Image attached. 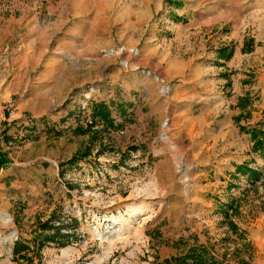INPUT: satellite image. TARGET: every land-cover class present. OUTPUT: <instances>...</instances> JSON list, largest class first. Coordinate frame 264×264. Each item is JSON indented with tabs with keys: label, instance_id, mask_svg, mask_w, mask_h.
Returning <instances> with one entry per match:
<instances>
[{
	"label": "rangeland",
	"instance_id": "rangeland-1",
	"mask_svg": "<svg viewBox=\"0 0 264 264\" xmlns=\"http://www.w3.org/2000/svg\"><path fill=\"white\" fill-rule=\"evenodd\" d=\"M73 25L81 37L64 34ZM233 49L225 78L216 57ZM256 74L264 0H0V264H149L193 241L219 264H264L250 136L264 140V104L233 89ZM241 162L260 172L253 185ZM230 199L234 228L219 210ZM45 218L72 239L12 257Z\"/></svg>",
	"mask_w": 264,
	"mask_h": 264
},
{
	"label": "trees",
	"instance_id": "trees-1",
	"mask_svg": "<svg viewBox=\"0 0 264 264\" xmlns=\"http://www.w3.org/2000/svg\"><path fill=\"white\" fill-rule=\"evenodd\" d=\"M101 107V106H100ZM102 108V107H101ZM101 116H105L104 111L100 110ZM76 132H82L81 127L75 126ZM251 150H257L259 153L264 154V140L262 137H256L255 133L251 130ZM88 152V148L72 153L65 159L64 164L72 163L76 161L77 158L84 157ZM7 162L6 155L3 151L0 150V167ZM61 164V163H60ZM237 170L245 174L247 181L250 185H253L255 180L259 178L260 172L257 169L247 165L245 162H241L237 166ZM237 200H229L224 203H220L219 210L222 214V221L226 222L231 228L235 227V223L229 219L230 213L236 210ZM20 208V207H19ZM229 210V211H228ZM72 221V220H71ZM74 221V220H73ZM57 224H60L59 222ZM56 226V227H55ZM59 225H55L51 222L49 218L42 220H37L34 228V233L30 237V242H25L20 239H14L11 247L12 257L15 256L17 259H22L25 263H30L32 258L31 254L35 252L38 254V251L42 245L46 242H53L57 246L65 245L72 239L74 236L73 231L62 232L60 231ZM48 229V231H46ZM213 244L206 242L193 241L187 244L183 249L177 250L169 254L168 256L162 258L159 261H151L149 264H219L222 260L213 254ZM30 252V253H27ZM38 261V260H37ZM35 264H38V262Z\"/></svg>",
	"mask_w": 264,
	"mask_h": 264
},
{
	"label": "crops",
	"instance_id": "crops-1",
	"mask_svg": "<svg viewBox=\"0 0 264 264\" xmlns=\"http://www.w3.org/2000/svg\"><path fill=\"white\" fill-rule=\"evenodd\" d=\"M64 34H68V35H70V36H74L75 38L76 37H81V34H82V31H81V27L79 26V25H73V27H71L67 32H64ZM67 35V36H68ZM255 36V34L253 35V37ZM247 37V36H246ZM72 37H70V39H71ZM227 39H228V37H227ZM226 39V40H227ZM223 40H224V38H223ZM257 40H259V37L256 35L254 38H253V44H252V46H251V50L249 51V52H256V47H257V45H256V43L258 42ZM220 45L223 47V46H226V49H227V47H229L228 45L229 44H227V41H222L221 43H220ZM220 45L219 46H216V47H220ZM70 46L71 45H69V48H70ZM226 51V50H225ZM68 52V54L69 53H71V51H67ZM217 54V53H216ZM220 55V54H219ZM69 56H71V54H69ZM214 56V55H213ZM211 57V60H213L214 59V57ZM220 56H222L223 58H219L218 56L216 57V60H218V61H221V63H220V65L221 66H219L220 68H218L219 69V71H220V74H222L225 78H229L230 77V75H231V71H238V69H233V68H231L230 66H231V64L233 63L232 61H234V58L237 56V54H236V51L233 49V52H232V55H230V56H224L223 54L222 55H220ZM65 58H68L67 56L65 57L64 55H60V56H57L56 57V59H54L53 57H52V59L49 61V63H48V65L47 66H50V67H52L53 68V66H54V64L55 65H58L57 64V62L58 61H60V62H63V60L65 59ZM74 58L76 59L77 58V55L76 56H74ZM53 59L54 60H57V61H53ZM68 59H70V58H68ZM231 60V61H230ZM261 60L262 59H260V57H259V63L261 62ZM240 64V63H239ZM61 68H65V65H62V66H60ZM67 68H69V69H72V70H76L77 69V65H72L71 63L67 66ZM245 70H248V69H245ZM62 73H64V71L62 72ZM223 81H224V79H223ZM244 81H249V80H247V79H244V78H240V79H238V77H237V79H235V81L233 82L234 84H233V89L236 91L237 89V87H238V85L239 84H241L242 86H243V90L246 92L245 94H246V96H248V95H250V93H251V88H253V90L252 91H255V90H257V92L259 93V97H258V99H259V105H260V107H259V111H261L262 110V107H263V104H264V74H256L255 76H254V81H253V84H250L249 82H247V83H244ZM242 82V83H241ZM233 90V91H234ZM249 97V96H248ZM232 102H234L235 103V100H233ZM226 103H231V100H227L226 101ZM238 103H252V100H248V99H246V100H241V101H239ZM261 103V104H260Z\"/></svg>",
	"mask_w": 264,
	"mask_h": 264
},
{
	"label": "built area",
	"instance_id": "built-area-1",
	"mask_svg": "<svg viewBox=\"0 0 264 264\" xmlns=\"http://www.w3.org/2000/svg\"><path fill=\"white\" fill-rule=\"evenodd\" d=\"M10 112H12V111H10Z\"/></svg>",
	"mask_w": 264,
	"mask_h": 264
}]
</instances>
